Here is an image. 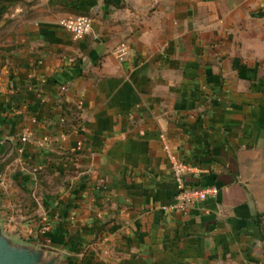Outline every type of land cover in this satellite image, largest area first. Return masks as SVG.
<instances>
[{
  "label": "crops",
  "instance_id": "crops-1",
  "mask_svg": "<svg viewBox=\"0 0 264 264\" xmlns=\"http://www.w3.org/2000/svg\"><path fill=\"white\" fill-rule=\"evenodd\" d=\"M10 148L3 232L61 264H264V0H0Z\"/></svg>",
  "mask_w": 264,
  "mask_h": 264
},
{
  "label": "built area",
  "instance_id": "built-area-1",
  "mask_svg": "<svg viewBox=\"0 0 264 264\" xmlns=\"http://www.w3.org/2000/svg\"><path fill=\"white\" fill-rule=\"evenodd\" d=\"M92 24L93 19L88 16L70 17L60 21V26L70 32L74 39H80L84 35L88 34L92 29ZM125 50V44H121L116 50V54L119 59L123 58ZM21 141L25 142L26 138H21ZM44 141H46V139ZM163 148L168 151L167 145H164ZM168 160L172 179L176 187L175 203L170 207L171 209L176 211H185L189 205L197 202H203L208 198L216 196L218 190L215 186L199 188L187 185L185 179L186 176L193 170L191 166L179 161L171 154H169Z\"/></svg>",
  "mask_w": 264,
  "mask_h": 264
},
{
  "label": "water",
  "instance_id": "water-1",
  "mask_svg": "<svg viewBox=\"0 0 264 264\" xmlns=\"http://www.w3.org/2000/svg\"><path fill=\"white\" fill-rule=\"evenodd\" d=\"M10 151L11 148L0 156V162ZM61 258L60 253H50L43 246L21 243L6 236L0 220V264H61Z\"/></svg>",
  "mask_w": 264,
  "mask_h": 264
},
{
  "label": "rangeland",
  "instance_id": "rangeland-1",
  "mask_svg": "<svg viewBox=\"0 0 264 264\" xmlns=\"http://www.w3.org/2000/svg\"><path fill=\"white\" fill-rule=\"evenodd\" d=\"M46 182L48 183L49 188L50 187H54L55 186V183H56L55 179H51V178L46 179ZM2 225H3V228H4V226L7 227V223L2 224ZM5 233H7V232L5 231ZM13 240L18 241V242H21V243H26L21 238H13Z\"/></svg>",
  "mask_w": 264,
  "mask_h": 264
}]
</instances>
